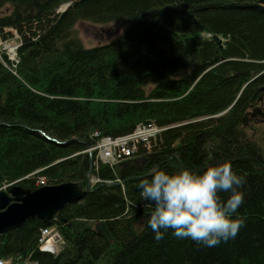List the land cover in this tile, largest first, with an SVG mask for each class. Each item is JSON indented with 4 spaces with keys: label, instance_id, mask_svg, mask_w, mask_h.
Listing matches in <instances>:
<instances>
[{
    "label": "trees",
    "instance_id": "trees-1",
    "mask_svg": "<svg viewBox=\"0 0 264 264\" xmlns=\"http://www.w3.org/2000/svg\"><path fill=\"white\" fill-rule=\"evenodd\" d=\"M79 21L127 27L106 44L86 47L75 28ZM4 27L18 32L21 45L14 72L0 62V187L16 181L35 189L38 176L84 187L88 143L140 123L170 127L159 133L146 162L137 156L123 166L98 164L95 174L110 183H97L54 215L65 240L57 255L38 251L45 223L32 218L0 235V258L264 264V156L238 128L264 83V0H0L1 32ZM210 151L209 163L227 160L246 177L238 209L245 223L235 238L213 247L171 229L156 241L150 228L138 225L151 210L138 178L155 166L201 170ZM98 221L114 241L95 232Z\"/></svg>",
    "mask_w": 264,
    "mask_h": 264
},
{
    "label": "clouds",
    "instance_id": "clouds-1",
    "mask_svg": "<svg viewBox=\"0 0 264 264\" xmlns=\"http://www.w3.org/2000/svg\"><path fill=\"white\" fill-rule=\"evenodd\" d=\"M245 182L246 177L234 171L227 160L206 163L201 170L154 167L137 182L140 196L151 202L141 229L150 228L156 241L171 229L172 235L205 247L235 238L245 223L238 214L245 196L240 186ZM221 193H227L226 198Z\"/></svg>",
    "mask_w": 264,
    "mask_h": 264
},
{
    "label": "water",
    "instance_id": "water-1",
    "mask_svg": "<svg viewBox=\"0 0 264 264\" xmlns=\"http://www.w3.org/2000/svg\"><path fill=\"white\" fill-rule=\"evenodd\" d=\"M89 191V188L82 190L74 182L47 185L33 190L15 184L7 191L2 190L0 191V234L22 226L27 219L33 217L49 224L57 211L68 203L78 201ZM148 203L151 205L150 201ZM94 228L106 241L114 240L104 221L96 223Z\"/></svg>",
    "mask_w": 264,
    "mask_h": 264
},
{
    "label": "rangeland",
    "instance_id": "rangeland-1",
    "mask_svg": "<svg viewBox=\"0 0 264 264\" xmlns=\"http://www.w3.org/2000/svg\"><path fill=\"white\" fill-rule=\"evenodd\" d=\"M112 23V22H110ZM105 23L100 24L103 26H94L87 22H80L78 28L80 30L81 36H83V44L85 46H92L93 44H99L101 42H106V40L111 41L112 39L119 37L125 30L126 24H124L122 29V24L114 22L112 24ZM13 33V32H12ZM13 37L7 39H14L15 34H12ZM86 41V42H85ZM2 42H6L2 39Z\"/></svg>",
    "mask_w": 264,
    "mask_h": 264
},
{
    "label": "flooded vegetation",
    "instance_id": "flooded-vegetation-1",
    "mask_svg": "<svg viewBox=\"0 0 264 264\" xmlns=\"http://www.w3.org/2000/svg\"><path fill=\"white\" fill-rule=\"evenodd\" d=\"M262 97H264V92H261V95L258 96V100L255 104H257L259 99H261ZM249 110H251V108ZM262 111L264 112V105H263ZM245 115H247L248 120L245 121V126L243 123L240 125L241 130H244L246 127L253 129L255 125H260L264 129V117H261L260 115H257V116H252L250 114H245ZM263 136L264 134L262 135V139H263Z\"/></svg>",
    "mask_w": 264,
    "mask_h": 264
},
{
    "label": "bare ground",
    "instance_id": "bare-ground-1",
    "mask_svg": "<svg viewBox=\"0 0 264 264\" xmlns=\"http://www.w3.org/2000/svg\"><path fill=\"white\" fill-rule=\"evenodd\" d=\"M9 49L10 50H12L13 49V45H9ZM140 156L141 154H139V151H137V153H136V155H134V156ZM213 158H215V157H213ZM31 190H33V189H31ZM54 225L56 226V227H58V224H57V222H54ZM43 229H45V228H43ZM43 232V230L42 229H40V231H39V236H40V234Z\"/></svg>",
    "mask_w": 264,
    "mask_h": 264
},
{
    "label": "built area",
    "instance_id": "built-area-1",
    "mask_svg": "<svg viewBox=\"0 0 264 264\" xmlns=\"http://www.w3.org/2000/svg\"><path fill=\"white\" fill-rule=\"evenodd\" d=\"M128 151V150H127Z\"/></svg>",
    "mask_w": 264,
    "mask_h": 264
}]
</instances>
